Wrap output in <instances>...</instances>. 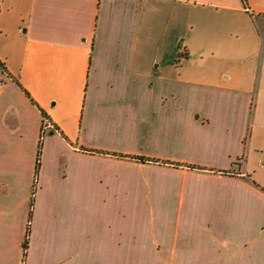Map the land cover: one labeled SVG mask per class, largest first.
Here are the masks:
<instances>
[{
  "label": "crops",
  "instance_id": "obj_1",
  "mask_svg": "<svg viewBox=\"0 0 264 264\" xmlns=\"http://www.w3.org/2000/svg\"><path fill=\"white\" fill-rule=\"evenodd\" d=\"M247 2L1 1L0 264H44L36 223L69 202L128 215L83 217L76 262L50 264H264V0Z\"/></svg>",
  "mask_w": 264,
  "mask_h": 264
},
{
  "label": "rangeland",
  "instance_id": "obj_2",
  "mask_svg": "<svg viewBox=\"0 0 264 264\" xmlns=\"http://www.w3.org/2000/svg\"><path fill=\"white\" fill-rule=\"evenodd\" d=\"M1 4V3H0ZM230 21H235L231 19ZM242 22V19H237V22ZM248 21V20H247ZM232 26L230 25V32ZM233 35L231 36V38ZM235 37V36H234ZM248 37V35H247ZM250 38V37H249ZM183 45L181 49L183 52ZM48 134L44 137L46 138ZM39 211L44 212L45 209L39 206ZM51 211L52 215L49 214ZM96 216H127V208L124 207H110L105 203L95 205H77L75 202H69L65 205H58L49 207L46 211V221L39 218V222L36 223L33 247L31 248V254H33L38 248L42 249L46 255L41 256V260L44 264H50L53 258L50 255L58 247H63L62 253L71 255L70 261L76 262L78 252V235L81 230V221L83 217L85 219ZM137 223V222H134ZM43 225V226H42ZM47 227V230L44 229ZM41 247V248H40ZM54 254V253H53ZM39 255L36 253L32 256V261H35Z\"/></svg>",
  "mask_w": 264,
  "mask_h": 264
},
{
  "label": "trees",
  "instance_id": "obj_3",
  "mask_svg": "<svg viewBox=\"0 0 264 264\" xmlns=\"http://www.w3.org/2000/svg\"><path fill=\"white\" fill-rule=\"evenodd\" d=\"M242 2H243L245 7L248 5L247 0H242ZM0 67H1V63H0ZM42 116H43L44 119L46 118L45 113L43 111H42ZM38 148H39V150H38L37 159H36L35 179L38 178V174H39L40 156H41V142L39 143ZM34 194H35V185H34V190H33V193H32L33 197H34ZM33 197H32L31 203H30L29 221H28V225H27V228H26L25 239H24V242L22 244L23 262L25 261V259L27 257V251H28V248H29L30 226H31V221H32V216H33V211L32 210H33V206H34Z\"/></svg>",
  "mask_w": 264,
  "mask_h": 264
},
{
  "label": "built area",
  "instance_id": "obj_4",
  "mask_svg": "<svg viewBox=\"0 0 264 264\" xmlns=\"http://www.w3.org/2000/svg\"><path fill=\"white\" fill-rule=\"evenodd\" d=\"M2 0H0V3H1Z\"/></svg>",
  "mask_w": 264,
  "mask_h": 264
}]
</instances>
